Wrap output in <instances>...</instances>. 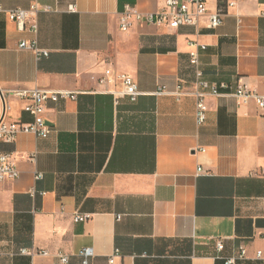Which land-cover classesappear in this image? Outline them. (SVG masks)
Instances as JSON below:
<instances>
[{
    "label": "crops",
    "instance_id": "1",
    "mask_svg": "<svg viewBox=\"0 0 264 264\" xmlns=\"http://www.w3.org/2000/svg\"><path fill=\"white\" fill-rule=\"evenodd\" d=\"M32 2L0 0V8ZM39 3L49 10L37 15V45L48 53L38 59L18 48L32 36L0 12V88L81 94L48 102L47 138L21 133L0 145L19 173L0 183V264H60L57 253L81 264L85 248L93 251L89 264H263L256 253L264 259V111L232 92L243 84L264 95V0H205L209 13L232 4L215 30L206 19L178 29L132 19L126 32V7L148 16L164 0ZM194 42L205 46L202 80L222 92L206 91L201 126L193 97L154 95L179 83L190 91ZM108 65L134 79L135 102L115 103L106 92L119 85L98 84ZM8 104L9 121H30L20 101ZM77 213L90 217L75 223ZM19 249L49 255H10Z\"/></svg>",
    "mask_w": 264,
    "mask_h": 264
},
{
    "label": "built area",
    "instance_id": "2",
    "mask_svg": "<svg viewBox=\"0 0 264 264\" xmlns=\"http://www.w3.org/2000/svg\"><path fill=\"white\" fill-rule=\"evenodd\" d=\"M40 0H33L27 9L15 8L10 10H3L7 19L15 24L16 29L20 33H29L32 38L30 40H21L18 44L19 49H26L33 52L37 59L41 56H47V51L40 49L37 45L36 35L38 32L37 15L41 11H47L48 8H42L39 3ZM232 4L219 6L214 12L209 13L206 8L205 0H164L163 7L155 14L143 16L135 9L126 7L124 11L119 14V28L122 32H126L132 25V19L136 21H145L148 24L160 26L166 24L171 29H178L179 27H193L198 28L201 19H206L205 27L210 30L217 29L227 14V9ZM44 9V10H43ZM74 7H69V12H74ZM191 46L195 51L189 54V63L194 69V82L190 91H185L182 83L176 85L173 91H168L166 87L160 86L155 91L156 96H171L175 101L179 102L186 96H191L195 99V121L197 126L204 124L206 120L207 107L205 104L206 91L214 97L222 95L221 89L216 85H209L202 80V71L199 67V51L205 50L204 45H199L194 42ZM98 84L106 86L119 85V88H112L106 93L111 95L115 103L119 99L127 98L130 102H135L140 92L137 89L136 82L132 77L126 74H117L108 65L103 72V75L97 80ZM224 88V87H221ZM81 92L70 91H53L45 88L34 87L30 89H14L2 90L0 88V145L2 143L14 142L16 136L21 133L32 134L35 137L44 139L47 138L51 132V128L46 121V106L48 102L55 103L59 100H75L77 95ZM232 96L239 103H248L253 101L259 111H264V95L256 93L254 90L248 88L243 84L237 85L233 90ZM9 99H15L22 103V112L30 117V121L11 122L8 120V112L10 105ZM204 152V150H201ZM202 169L198 168L197 173H201ZM264 176V169L261 171ZM19 177V173L15 167L13 158L0 150V183L4 181H14ZM40 175H36L39 178ZM89 215L75 214L73 221L81 223L89 219ZM217 251L223 249L222 240H217L215 243ZM10 255H20L34 257L37 255L48 256L47 251H36L34 249H19ZM81 259V264H89V259L93 256V251L90 248H85L77 253ZM245 251L241 249L237 258L243 259ZM56 259L60 264H68V256L57 253ZM256 259L261 260L264 264V259L260 252L256 253ZM113 260L110 259L109 263ZM234 258L226 259L225 264H233Z\"/></svg>",
    "mask_w": 264,
    "mask_h": 264
}]
</instances>
